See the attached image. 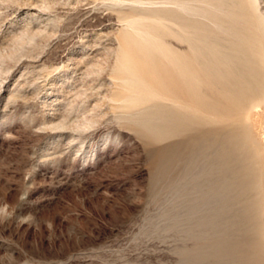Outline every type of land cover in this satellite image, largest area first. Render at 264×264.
Listing matches in <instances>:
<instances>
[{
    "label": "rangeland",
    "instance_id": "rangeland-1",
    "mask_svg": "<svg viewBox=\"0 0 264 264\" xmlns=\"http://www.w3.org/2000/svg\"><path fill=\"white\" fill-rule=\"evenodd\" d=\"M171 12L256 70L208 140L147 129L191 110ZM0 264H264V0H0Z\"/></svg>",
    "mask_w": 264,
    "mask_h": 264
},
{
    "label": "bare ground",
    "instance_id": "bare-ground-1",
    "mask_svg": "<svg viewBox=\"0 0 264 264\" xmlns=\"http://www.w3.org/2000/svg\"><path fill=\"white\" fill-rule=\"evenodd\" d=\"M182 9H186V7H182ZM171 14L174 17V20L179 25H183L185 29L189 27L192 29H196V31H194L192 34L180 33L178 35L187 42L188 49L179 54H177L178 52L172 54L173 57L171 61L173 66L171 64L170 65L173 67V70L168 72V76L170 77L173 86L171 95L174 97L177 96L178 99L180 98L181 100H186L187 102H189L191 110L182 113L180 111H168L165 114L163 113L165 119L169 120L171 124H155L152 126H147V129L148 132L154 135L155 137H164L173 131L175 132L178 130H182L183 128L185 129L190 125H207V129L202 131L198 135V137L202 138L203 141L208 140L209 137H211L213 134L216 135L224 131L223 127H226L221 126V124L217 120V117L222 118L223 116H227L224 115V113L228 111L229 113H227L230 114V111H232L234 108V103L236 100H246V98L250 96L251 93H253V89H251L253 79L251 78V72L255 73L256 70H253L250 67V64L248 62V55L250 54L247 53L248 50L238 44L237 40H239L240 38L238 37V35H235V41L233 39L228 40L225 38H221L220 35L217 33L206 32L205 28L203 29L204 26L202 25H191L185 18L177 16L172 12ZM159 27L161 26H158V28ZM219 28L223 30H228V28L231 27H228V25L222 23L219 25ZM140 34H142V31H140L139 35ZM127 61L131 63L133 60L127 58ZM135 61L134 63L137 62ZM223 100H228V102H226L225 104ZM207 113H211L217 117L213 120L212 117L209 118L207 115H205ZM222 136L224 138L225 135L222 134ZM210 144H212V142ZM213 144L208 146H213ZM209 147L206 148L208 149ZM230 151H232V149H230ZM230 151L229 154L226 152L227 157L230 155ZM219 165L215 166L219 168ZM215 166H213V164L211 165L212 168ZM223 166L225 165L223 164ZM234 173L235 172H233V174ZM218 184L219 183L212 182V187L210 186L211 189L209 187L210 191L215 193L214 190L217 191ZM218 190L220 191V189Z\"/></svg>",
    "mask_w": 264,
    "mask_h": 264
}]
</instances>
